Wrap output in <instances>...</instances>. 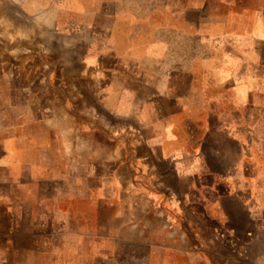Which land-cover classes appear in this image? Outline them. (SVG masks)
<instances>
[{
	"label": "crops",
	"instance_id": "obj_1",
	"mask_svg": "<svg viewBox=\"0 0 264 264\" xmlns=\"http://www.w3.org/2000/svg\"><path fill=\"white\" fill-rule=\"evenodd\" d=\"M0 1V264L80 246L112 264L159 249L179 264H264L261 209L242 196L254 154L231 137L226 169L217 131L187 127L215 102L192 100L183 74L175 86L172 71L158 85L151 70H111V12L90 0ZM209 73L201 91H236L231 72Z\"/></svg>",
	"mask_w": 264,
	"mask_h": 264
},
{
	"label": "rangeland",
	"instance_id": "obj_2",
	"mask_svg": "<svg viewBox=\"0 0 264 264\" xmlns=\"http://www.w3.org/2000/svg\"><path fill=\"white\" fill-rule=\"evenodd\" d=\"M263 3L264 0H90L94 12L99 8L111 12L110 41L108 45H101L103 53L110 57L111 70H121L131 81L135 80L132 73L139 68L151 70L158 85L166 77L164 73L169 75L172 71L175 86L178 76L183 74V85L187 86L184 92L195 97L192 100L215 102V114L212 113L204 124L201 122L204 117H196L199 113L189 115L187 127L191 136L217 131L219 140L215 138V141L220 145L221 160L226 169L231 165L227 154L231 137L237 136L238 140L233 143L243 153L254 154L253 187L242 190V196L254 198L255 208L261 209L254 232L259 229V224L264 226ZM93 20L106 22L102 13H94ZM214 69L231 72L238 80L236 91L211 94L201 91L202 85L208 84L210 79L213 81L209 71ZM229 102L236 107V116L241 118L237 123H231L235 114L230 117ZM175 134L179 133L175 131ZM263 239L264 236L254 238L256 241ZM141 246L149 249L145 244ZM255 246L260 249L261 245L256 243ZM84 247L80 246L77 253H47L44 262L112 264L103 261L106 254L84 253ZM256 247L252 250L257 251ZM120 257L130 264H179L171 254L160 249L156 253L126 252ZM27 259L37 264L43 256L33 253L28 254Z\"/></svg>",
	"mask_w": 264,
	"mask_h": 264
},
{
	"label": "bare ground",
	"instance_id": "obj_3",
	"mask_svg": "<svg viewBox=\"0 0 264 264\" xmlns=\"http://www.w3.org/2000/svg\"><path fill=\"white\" fill-rule=\"evenodd\" d=\"M1 2V1H0ZM3 3V2H2ZM3 5V4H2ZM5 7V6H4ZM1 8V7H0ZM2 9H4V8H2ZM1 9V10H2ZM0 10V11H1ZM11 11V10H10ZM9 12V11H8ZM8 12H5V15H6V13H8ZM9 14V13H8ZM2 15V14H1ZM10 15V14H9ZM14 15V14H13ZM4 16V15H3ZM8 15H6V17H7ZM13 17V16H12ZM19 18V17H18ZM8 19V18H7ZM17 21V20H16ZM19 21V20H18ZM10 22V21H9ZM20 22H21V20H20ZM19 23V22H18ZM22 23V22H21ZM8 25V24H7ZM11 25H12V23H11ZM14 25V24H13ZM21 25V24H20ZM10 27V26H9ZM23 27V26H22ZM18 28V27H17ZM47 28V27H46ZM8 29V28H7ZM14 29V28H13ZM20 29V28H19ZM13 31V30H12ZM18 31L16 30V33H17ZM13 33H15V32H13ZM22 33H24V31L22 32ZM46 33V32H45ZM18 34V33H17ZM20 35V34H19ZM60 40V39H59ZM42 44V43H41ZM81 97V96H80ZM75 98V97H74Z\"/></svg>",
	"mask_w": 264,
	"mask_h": 264
}]
</instances>
